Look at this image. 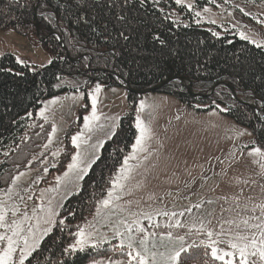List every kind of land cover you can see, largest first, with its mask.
Instances as JSON below:
<instances>
[{
    "label": "trees",
    "instance_id": "1",
    "mask_svg": "<svg viewBox=\"0 0 264 264\" xmlns=\"http://www.w3.org/2000/svg\"><path fill=\"white\" fill-rule=\"evenodd\" d=\"M195 2L198 7L215 5L214 0ZM6 29L25 38L41 39L43 50L52 60L42 68L31 69L18 64L11 54L0 55V190L30 164L48 140L51 124L35 115L42 101L75 90L59 86L65 77L83 78L85 83L79 89L85 95L96 85L117 87L113 74L133 91L185 78L195 93L205 94L224 83L233 88L237 99H255L258 109L264 106V46L257 47L230 32L218 35L196 25L192 13L175 0H0V31ZM156 93L173 96L190 107L203 105V112L217 110L248 129L255 144L264 150V122H259L251 107L239 103L223 86H217L210 96L196 97L178 81H172ZM136 99L128 93L132 105ZM85 103L81 113L89 109L87 95ZM133 123L132 113L120 120L80 190L65 201L52 231L25 264H89L102 258H126L110 243L82 252H71L70 245L79 225L107 194L110 178L130 152L137 135ZM72 149L67 137L55 170H64ZM171 231L184 235L186 246L195 245L181 254V262L198 264L201 259H209L203 256L204 248L193 234L186 235L184 229Z\"/></svg>",
    "mask_w": 264,
    "mask_h": 264
},
{
    "label": "rangeland",
    "instance_id": "2",
    "mask_svg": "<svg viewBox=\"0 0 264 264\" xmlns=\"http://www.w3.org/2000/svg\"><path fill=\"white\" fill-rule=\"evenodd\" d=\"M214 2L215 5L198 7L195 0H183L182 6L192 13L196 25L212 29L218 35L230 32L240 39V34L243 33L247 39L242 40L255 46H264V1ZM188 5H191V8ZM196 12H200L199 17L195 15ZM180 22L186 24L188 21ZM3 54L13 55L18 64L27 65L31 69L42 68L52 60V56L43 50L40 40L19 36L11 29L0 31V55ZM84 83L83 78L65 77L59 86L75 90L42 101L35 116L51 124L49 138L51 137L52 142L49 143L48 138L43 147L34 154L30 164L13 178L14 180L17 176L20 177L15 184L12 180L5 189L0 190V203L15 205L20 213L26 211L31 216L34 207L37 211L40 207L47 208V202L51 199V208L57 213L53 219L57 221L65 201L80 190L83 180H76L74 177L64 179L63 174L77 151L72 145L71 137L83 130V117L91 112L89 94L94 93L97 85L87 91L89 109L81 113L86 105V95L79 88ZM100 88L97 112L104 127L97 128L93 133H86L90 139L81 151L87 154L88 159L93 155L99 156L102 148L93 149L91 145H99L101 142L104 144L109 140L120 120L130 113L134 118V128L136 117L139 115L150 128L151 138L147 141V151L139 153L137 160L130 161L131 164L139 166L133 171L132 178L125 182L122 199L116 202L123 211L117 209L112 212L111 208L103 209L105 216L111 215L109 220L102 219L96 215L99 203L95 212L79 225L78 230L84 228L86 232H93L90 244L85 249L90 248L92 244L99 246L107 243L120 248V239L114 237L111 225L119 219L130 218L132 213L153 214L152 220L141 216V223L146 230L158 233H163L160 229L177 219L185 224L195 221L197 226L203 221L209 230L219 233L222 222L261 214L259 208L255 212L251 210L254 205L264 204V171L258 163H254L258 158L249 155L254 148L259 147L248 129L238 126L215 109L203 112V105L190 107L170 95L150 92L137 97L135 105H132L128 100L127 91L122 87ZM142 102L145 107L140 111ZM53 126L56 129L54 135ZM67 137L73 148L72 154L64 170L58 172L55 168L65 150ZM53 152L57 155H53ZM57 177L62 178L59 185ZM57 187L58 191L55 193L47 191ZM10 188L11 196L8 194ZM106 197L107 194L103 199ZM209 200L213 203L209 204ZM196 204L201 207H193ZM157 212H183L184 215L170 217L156 215ZM13 218L9 212L7 219L10 221ZM15 218L19 219L20 215ZM89 224H95L96 228H89ZM156 224L160 227L154 228L153 225ZM44 227L47 225L41 224V229ZM229 228L230 225L224 223V229ZM175 229L188 231L187 228ZM231 230L235 231L234 228ZM2 231L3 229H0V232ZM193 236L199 241L207 239L206 234L196 235L195 228ZM76 239L75 235L73 244ZM186 239L185 237V241ZM4 246L6 244L0 245V248ZM220 247L228 250L226 245ZM18 255L19 248L14 259ZM99 261L108 264L109 259L102 258ZM89 264H93V261Z\"/></svg>",
    "mask_w": 264,
    "mask_h": 264
},
{
    "label": "snow or ice",
    "instance_id": "3",
    "mask_svg": "<svg viewBox=\"0 0 264 264\" xmlns=\"http://www.w3.org/2000/svg\"><path fill=\"white\" fill-rule=\"evenodd\" d=\"M175 3L182 5L183 0H175ZM188 7L191 8V5H188ZM205 11H208V9H205ZM245 14L247 15L248 13ZM195 15L199 17L200 12H196ZM212 22L214 23L215 21ZM240 37L241 39H247L243 33L240 34ZM256 46L261 47L260 44ZM100 91L101 88L97 85L94 93L89 94L91 97L90 115L83 117V130L71 137L72 145L77 151L71 157V162L67 165V171L63 174L64 179L74 177L76 180H83L92 165L99 159L96 155L88 159L87 154L81 151V149L88 144L90 139V136H87L86 133H93L97 128L104 127L100 123L101 116L97 112L98 94ZM55 102L53 101V103ZM144 107L142 102L140 111H143ZM41 116H43V112ZM135 129L138 134L135 136V143L131 146V153L124 157L114 177L110 178L111 188L107 191V197L99 202L100 207L96 210L97 217H101L102 219L109 220L111 215L105 216L102 213L103 209L111 208L112 212H115L117 209L123 211V208L116 202L122 199L121 194L125 190V182L132 178L133 171L139 166L138 164H131L130 161L137 160L139 153L147 151V141L151 138V130L141 120L139 115H137L135 120ZM55 131V126H53V135ZM111 135H115V133L112 132L109 138H111ZM51 142L50 137L49 143ZM102 146L103 142L99 145H91L93 149H98ZM53 155H57V153L53 152ZM249 155L258 158L254 163H258L261 170L264 171V151L260 148H254ZM19 178L17 176L13 180V184ZM61 183L62 178L57 177V185ZM244 183H247V181H244ZM47 191L55 193L58 191V187L50 188ZM11 192L12 189H8L9 196H11ZM43 196L44 193L42 192V200ZM47 203V208L40 207L38 211L34 207L31 216L26 211L20 213L19 208L15 205L8 206L6 203H0V229H3L0 232V245L6 244V246L0 248V264H25V261L32 255L33 251L38 248L41 238L52 231L56 223L53 217L57 213L51 208V199ZM208 203L211 204L213 201L209 200ZM193 207L200 208L201 205L196 204ZM257 208L261 211L260 215L241 216L238 219L222 222L219 233L209 230L203 221L197 226L195 221L185 224L178 219L165 225V228L169 229L166 233L149 231L142 226L140 217L143 216L144 219L152 220L153 214L132 213L130 218L119 219L111 225L114 237L120 239L119 251L126 259L113 260L109 258L108 264H181V254L187 253L189 248L195 245L186 246L185 236L174 235L171 231V229L175 228H187L186 235H192L193 228H195L196 235L206 234L207 239L200 240L199 244L204 248L203 256L209 257V259H201L198 264H216V262H220V264H237V258L238 264H264V204L254 205L251 211L255 212ZM245 210L247 211V209ZM188 211L190 212L191 208ZM9 212L14 217L10 221L7 219ZM18 214L20 215L19 219L15 218ZM155 214L170 217L184 215L183 212L179 214L175 212H157ZM32 221H35V223H32ZM59 223L63 225L64 221L60 220ZM208 223H211V221H208ZM224 223L230 225L229 230L224 229ZM41 224L47 225V227L41 229ZM88 227L95 229L96 225L89 224ZM153 227L159 228L160 225L156 224ZM232 228L235 231L231 230ZM75 235L77 239L74 244L70 245V251L76 252L79 250L82 252L90 244L93 232H86L84 228H80ZM220 245H226L228 250L220 247ZM91 247L96 248L97 245L92 244ZM18 248L19 255L14 259ZM209 249L210 252L208 251ZM93 264H104V261L94 260Z\"/></svg>",
    "mask_w": 264,
    "mask_h": 264
},
{
    "label": "water",
    "instance_id": "4",
    "mask_svg": "<svg viewBox=\"0 0 264 264\" xmlns=\"http://www.w3.org/2000/svg\"><path fill=\"white\" fill-rule=\"evenodd\" d=\"M59 43H60V45L63 47V42H62V41H59ZM63 48H64V47H63ZM71 62H72L73 64H76V63H78V60H71ZM113 77L116 79L117 84H118L120 87H122L124 90H126L127 93H133V94L136 95L137 97H140V96H142V95H144V94H147V93H150V92H156V91H158L162 86L167 85V84H169V83L172 82V81H178V82H179V83H180V84L186 89V91H187L188 94L193 95V96H196V97H207V96H210L211 93L216 89L217 86H223L224 88H226V89L228 90V92L230 93V95H231L235 100H237L239 103H241V104H246V105L250 106L251 109L254 111L255 114H256L257 112L261 113V115H262L263 118H258V121H259V122H264V106H263V105H261V109H257L256 106L253 105V104H251L250 102H244V101H241V100L237 99L236 96H235V92H234L233 88L230 87V86L227 85V84H224V83H223V84H220V85H217V86H214V87L210 90V92L205 93V94H203V93H195V92L192 90L191 83H190L187 79H185V78L169 79V80L165 81L164 83L159 84V85H157V86H155V87H153V88L145 89V90H140V91H133V90H131V89H129V88L127 87L126 82H125L122 78H120V77L117 76L116 74H113ZM254 101H255V99H254Z\"/></svg>",
    "mask_w": 264,
    "mask_h": 264
},
{
    "label": "bare ground",
    "instance_id": "5",
    "mask_svg": "<svg viewBox=\"0 0 264 264\" xmlns=\"http://www.w3.org/2000/svg\"><path fill=\"white\" fill-rule=\"evenodd\" d=\"M251 104H253V105H255V103L254 102H251ZM257 116L260 118H263L261 115H260V113L259 112H257Z\"/></svg>",
    "mask_w": 264,
    "mask_h": 264
}]
</instances>
